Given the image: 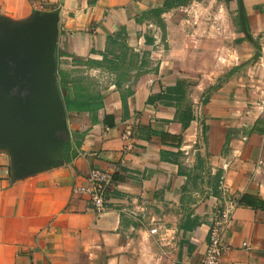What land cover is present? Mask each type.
<instances>
[{
  "label": "crops",
  "instance_id": "1",
  "mask_svg": "<svg viewBox=\"0 0 264 264\" xmlns=\"http://www.w3.org/2000/svg\"><path fill=\"white\" fill-rule=\"evenodd\" d=\"M165 1L0 0L13 19L58 9L59 68L104 103L67 111L63 165L14 181L0 151V264L199 263L227 198L238 205L221 264H264V0H243L254 41L243 39L238 0H211L236 25L230 64L213 70L195 62L210 46L197 15L205 0L155 14ZM218 26L213 54L226 62ZM92 168L114 176L101 214L73 194Z\"/></svg>",
  "mask_w": 264,
  "mask_h": 264
},
{
  "label": "water",
  "instance_id": "2",
  "mask_svg": "<svg viewBox=\"0 0 264 264\" xmlns=\"http://www.w3.org/2000/svg\"><path fill=\"white\" fill-rule=\"evenodd\" d=\"M238 4L242 30L254 41L243 0ZM59 33L58 9H36L22 19L0 14V151L10 156L14 181L56 168L71 157L72 137L57 74Z\"/></svg>",
  "mask_w": 264,
  "mask_h": 264
},
{
  "label": "built area",
  "instance_id": "3",
  "mask_svg": "<svg viewBox=\"0 0 264 264\" xmlns=\"http://www.w3.org/2000/svg\"><path fill=\"white\" fill-rule=\"evenodd\" d=\"M127 134H130V131ZM113 183L114 176L111 172L100 168H92L82 183L74 185L73 194L85 197L89 205L101 214L107 208V198ZM237 205L238 203L234 198L225 200L222 207L212 217L207 250L203 260L199 263L188 262L187 264H221L229 249L225 235L232 225ZM152 231H156V229H152Z\"/></svg>",
  "mask_w": 264,
  "mask_h": 264
},
{
  "label": "rangeland",
  "instance_id": "4",
  "mask_svg": "<svg viewBox=\"0 0 264 264\" xmlns=\"http://www.w3.org/2000/svg\"><path fill=\"white\" fill-rule=\"evenodd\" d=\"M218 2L219 1L205 0V4L209 7V10H206L204 13L202 8H201V10L197 14L200 17V19L203 18L204 21L209 24V33L208 34L210 37V39H209L210 40V44H209L210 46L208 47L209 50L206 52V56H207V53L209 51H210V53L212 52V55H211V59H208V57L205 56L204 59L207 60V62L206 61H200V59H198V61H195V62L198 65L200 63H204V65L206 64L205 68H209V70H213V68H216L218 66L217 65L218 61H220V63L222 65L228 66L230 64V60H232V57H233V56H229V54L234 50V47H235V45H234V43H235L234 39L235 38H234L233 32H234V28L236 27V25H234L232 23L234 16H231L230 14H228V12H225V14L223 13V16H222V11H220V7H218L219 6ZM216 3H217V5H215ZM200 7H202V6H200ZM219 14H220V18L218 17ZM219 21L224 22V24H225L224 32L226 33V36H227V45H226L227 61L226 62L219 60L218 56L213 54L215 51H217V48L219 46L218 44H215L212 42V39L215 38V36H218L220 34L219 33L220 29L218 26ZM237 21H238V18L235 15L236 24H237ZM197 25H198V28L196 30H193L191 32V34H193L195 37L196 36L200 37V36H202L201 34L203 32L202 27L206 26L207 24H204L200 21L197 23ZM239 28H240V26L237 24V30ZM243 39H246L245 34H243ZM228 41H231V42H228ZM194 48L195 49H202V44L195 42ZM256 52H258L259 55H263L264 50H262L261 46L259 45V48ZM195 60H197V59H195ZM226 75H228V74H226ZM213 76H214V73H213ZM221 81H222L221 77L215 80L216 84L221 83Z\"/></svg>",
  "mask_w": 264,
  "mask_h": 264
},
{
  "label": "trees",
  "instance_id": "5",
  "mask_svg": "<svg viewBox=\"0 0 264 264\" xmlns=\"http://www.w3.org/2000/svg\"><path fill=\"white\" fill-rule=\"evenodd\" d=\"M190 0H166L162 8L153 9L152 11L160 15L174 5L187 4ZM58 61V60H57ZM58 78L61 76L59 88L67 111H89L97 112L104 106L103 99L100 95L91 93L83 83V79L71 77L66 70H61L59 64L57 67ZM72 85V88H71Z\"/></svg>",
  "mask_w": 264,
  "mask_h": 264
}]
</instances>
